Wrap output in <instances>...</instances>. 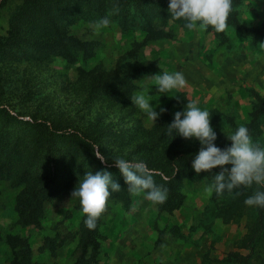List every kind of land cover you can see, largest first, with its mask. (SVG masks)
<instances>
[{"label": "rangeland", "instance_id": "374dc122", "mask_svg": "<svg viewBox=\"0 0 264 264\" xmlns=\"http://www.w3.org/2000/svg\"><path fill=\"white\" fill-rule=\"evenodd\" d=\"M35 1L27 6L25 0H0V154L12 152L15 160L14 172L0 175V264H11L8 236L27 239L36 264H75L84 252L85 216L71 194L94 159L82 151L68 161L69 139H57L56 156L62 180L73 179L72 186L53 192L45 202L40 227L19 224L18 196L28 185L19 163L35 120L94 137L107 160L101 171L111 173L121 187L118 192L110 189L107 211L97 223L98 254L91 264H264V221L257 207L244 203L249 189L208 195L204 189L214 178L192 169H170L150 152L157 147V130L167 128L189 102L210 113L216 141L224 138L230 147L226 135L248 126L259 104L257 95L264 101V41L245 37L230 25L223 36L211 27L189 30L185 21L143 1ZM45 11L51 12L52 22ZM235 11L245 26L264 23V0H243ZM105 17L109 26L89 27ZM52 23L67 36L91 44L93 56L84 59L73 52L71 59L48 50ZM151 35L157 38L148 39ZM119 66L133 73L141 70L132 76L131 95L148 88L152 107L158 113L167 109L156 123L146 122L132 101L119 103L92 88L103 72L114 73ZM177 71L186 86L168 95L158 93L147 79ZM259 122L260 133L251 137L264 147V115ZM177 143L190 151L202 147L173 131L157 149ZM35 157L38 164H47L41 154ZM117 157L150 164L155 183L167 189L166 201L152 204L143 194L131 195L114 166ZM48 164L54 166L53 161ZM171 180L177 198L173 208L162 211ZM87 252L89 259L93 248Z\"/></svg>", "mask_w": 264, "mask_h": 264}, {"label": "clouds", "instance_id": "9594fccd", "mask_svg": "<svg viewBox=\"0 0 264 264\" xmlns=\"http://www.w3.org/2000/svg\"><path fill=\"white\" fill-rule=\"evenodd\" d=\"M233 0H170L169 12L171 19L185 21V27L189 30H207L209 27L216 32L226 30ZM111 21L105 17L99 21L90 23L89 27L99 30L109 26ZM146 79V78H145ZM151 79L158 93L168 95L173 90H180L186 86V79L182 72L168 73L147 77ZM150 90L132 95L131 101L141 112L146 115V122L156 123L160 114L167 111L161 108L158 113L152 107ZM159 106V105H157ZM168 134L173 131L186 140L195 139L202 145L199 152L192 160V168L197 175L212 173L213 169H222L214 174L213 182L204 190L208 195L213 192L223 194L233 193L241 187L250 188L253 184L264 187V147L255 144L245 126L226 135L231 141V146L220 149L216 146L217 134L211 126L210 113L201 110L196 102H189L183 112L174 114V121L167 126ZM94 154L101 163L106 164V158L95 149ZM231 166L230 168L228 166ZM114 166L122 173L128 185V192L133 196L143 194L144 199L152 204H163L167 199V189L158 186L153 179V171L143 161L131 162L123 158H115ZM112 192L121 190L120 185L114 181L111 173L107 171H88L79 181L78 186L72 192V198H78L85 226L94 230L97 221L107 211L108 200ZM244 203L249 207L264 208V191H255L253 195L245 199Z\"/></svg>", "mask_w": 264, "mask_h": 264}, {"label": "trees", "instance_id": "16d2710c", "mask_svg": "<svg viewBox=\"0 0 264 264\" xmlns=\"http://www.w3.org/2000/svg\"><path fill=\"white\" fill-rule=\"evenodd\" d=\"M124 1H143L149 4L150 8H156L162 11L164 14L169 12V2L170 0H124ZM243 0H233L232 12L230 13L227 24L234 27L239 33L243 36L253 39L254 41H264V23L259 27H248L241 23L236 13V7L241 4ZM27 6L35 0H25ZM46 18L49 22H52L51 12L45 11ZM219 33V32H218ZM220 36H223V32L219 33ZM50 41L48 42V50H51L54 54H60L65 56H73V52H80L83 54L84 59H88L93 56L91 44L83 43L78 39L67 36L65 31L56 23H52L49 29ZM157 37L148 36V39H155ZM76 56V55H75ZM71 58V57H68ZM73 59V58H71ZM140 69H136L135 73L132 72V68H123L118 67L113 73L103 72L100 75L98 80H95L92 83V88L94 90H102L107 96L117 100L119 103L129 104L132 97L133 85L131 83L132 76H137L140 73ZM109 86H112L109 87ZM259 104L256 110L251 114V121L248 124L247 128L249 130L250 136L256 137L260 133V122L259 118L264 115V101L257 95ZM165 123V122H163ZM167 124V123H165ZM33 132L26 138L25 147L28 150L27 153L23 156V160L20 161L21 169V178L25 179L28 183L27 187L20 193L18 196V202L16 206V211L19 216V224L23 226L34 225L40 227L42 220L45 216V202L49 201L53 195V192H58L62 190H68L72 186L73 179L65 178L62 180L61 169L59 167V162H57L56 152L57 139H69L71 141V147L67 149L69 155L66 156L68 161L74 160L76 158V152H85L87 156H92L94 163L91 165L90 169L95 173L96 171H101L104 168L103 164L99 159L96 158L94 151L98 147L99 151L102 152V147L95 140L94 137L85 133L81 130H68V129H59L54 125L49 124L47 121H33ZM159 134L158 142L156 146L150 151L154 152L156 158L161 159L164 163V166L169 167L170 169L179 168L180 171L183 169H192V160L198 151H190L187 148L181 146V143L177 144H167L162 149V142L165 139L167 133V128H159L157 130ZM216 146L220 149H225L227 147L226 141L224 138H221L219 141H216ZM255 144H258V141H254ZM162 150V151H161ZM12 152H2L1 162H0V175L2 171L10 175L14 172L15 160L11 154ZM38 154H41L43 161H46L47 164H38L36 157ZM54 162V166L48 164V162ZM146 161V160H145ZM148 167L152 168L150 164ZM231 167L230 165L228 166ZM166 168V169H169ZM166 169H163L166 170ZM66 166H64V171ZM222 169L217 168L213 169L212 173H201L203 177L214 178V174H218ZM244 188V187H242ZM245 190L249 189V195L257 190L264 191V187L257 186L253 184L250 188H244ZM169 200L166 204L162 205L161 210H169L173 207H170V204L175 202L176 195L174 191V182L171 180L169 182ZM259 218L261 221H264V208L257 207ZM86 219V217H85ZM84 219V220H85ZM99 221V220H98ZM97 221V223H98ZM98 225L94 230H89L84 224V236L82 237L84 252L82 253L81 258L75 264H91L93 260H96L98 252L96 251L99 248ZM7 244L10 246L13 252V257L11 259V264H36L32 260V249L29 241L18 236H8ZM88 247L93 248V253L91 258L88 259ZM95 250V251H94Z\"/></svg>", "mask_w": 264, "mask_h": 264}]
</instances>
